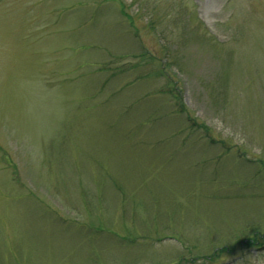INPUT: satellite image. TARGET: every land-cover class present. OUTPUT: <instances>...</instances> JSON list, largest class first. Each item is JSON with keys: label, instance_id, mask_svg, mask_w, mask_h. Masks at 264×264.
<instances>
[{"label": "rangeland", "instance_id": "rangeland-1", "mask_svg": "<svg viewBox=\"0 0 264 264\" xmlns=\"http://www.w3.org/2000/svg\"><path fill=\"white\" fill-rule=\"evenodd\" d=\"M0 264H264V0H0Z\"/></svg>", "mask_w": 264, "mask_h": 264}]
</instances>
